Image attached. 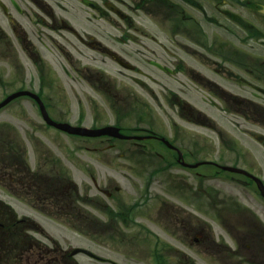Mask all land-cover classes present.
Segmentation results:
<instances>
[{
    "label": "flooded vegetation",
    "instance_id": "flooded-vegetation-1",
    "mask_svg": "<svg viewBox=\"0 0 264 264\" xmlns=\"http://www.w3.org/2000/svg\"><path fill=\"white\" fill-rule=\"evenodd\" d=\"M230 23L239 30L248 29L257 34V44L264 47V0H0V50H18L30 64L34 72L31 88L36 92L40 89L47 110L55 106L50 103V98L57 89L60 92L65 88L73 91L70 83H66L63 89L59 85V74L52 64L57 52L64 78L71 83L79 82L81 92L84 87L94 92L103 105L112 109L115 126L120 127L119 122L126 119L128 112L136 114V110L141 111L140 115L136 114V119L143 126L135 131L142 138L130 141V146L137 149L128 148L134 152L117 153L114 157L134 161L138 171L135 173L147 181L163 173L151 169L152 162L164 163L168 167L172 162L180 165L181 161L193 163L199 158L209 160L208 157L213 156L207 139L185 134L176 122L178 119L187 125L203 127L212 122L203 112L186 104L173 88L182 84L178 77L183 73L203 92L200 98L203 103L211 105L217 112L231 113L242 119L247 117L246 113H253L256 124L264 126V118H257V113H264L262 97L251 92L253 99L248 98L244 87L250 86L239 75L221 65L215 66L213 59L196 56L197 49L212 56L214 32H228ZM133 45L139 49H133ZM219 48L225 50L223 63L232 62L236 69L245 72L244 61L249 60L242 57L235 43L223 44ZM83 50L93 56L92 61L98 60L100 64L101 61H111L118 66L116 59H119L126 63L139 61L141 65L136 62L132 69L123 68L127 73L118 74L116 70V74L109 77L96 66L83 63L89 60L86 55L82 56ZM183 53L190 58H183ZM135 56L139 57L131 60ZM184 61H197L202 71H212L231 83V87H222ZM118 75L121 80L117 79ZM251 77L257 85V75ZM259 78L258 81L264 83V76ZM135 79L142 84L136 83ZM129 81L143 89L134 90ZM150 83L156 85L163 96L150 88ZM158 98L171 105L176 120L171 115L166 120L156 118L154 103ZM129 106L127 112L117 111L119 107ZM157 120L160 122L155 126ZM164 123H168L167 126ZM185 172H192L189 175L194 178L213 177L196 170ZM242 180L247 182L245 187H251V179ZM113 186L105 185L109 192L105 195L110 199H113L112 192L108 189ZM176 190L184 193L181 199L194 205L202 217L206 216L205 222L197 220L191 213L180 211L195 220V224L187 218H179L182 215L178 213L160 225L150 217L151 208L145 207L148 203L126 206L124 202L107 204L98 201L99 210L106 212L107 219L114 214L128 227L130 257L140 261L160 256V264H262L257 258V209L241 206L229 196L216 203L213 188L200 189V193L197 192L198 185L178 186ZM201 198L206 200L203 205ZM261 215L264 219V213ZM235 216L243 218L241 229L235 233L231 229L225 233L212 232L210 221L224 225ZM96 220L102 222L101 217ZM146 222L161 226V230L179 242L177 247L188 248V261H181L178 256L187 254L166 238L161 240L159 234L146 227Z\"/></svg>",
    "mask_w": 264,
    "mask_h": 264
},
{
    "label": "rangeland",
    "instance_id": "rangeland-1",
    "mask_svg": "<svg viewBox=\"0 0 264 264\" xmlns=\"http://www.w3.org/2000/svg\"><path fill=\"white\" fill-rule=\"evenodd\" d=\"M233 34L234 35L226 33V36L220 34V39L234 42L237 47H242L243 52L249 54L251 57H257V61L264 62V47L258 45L257 41L254 39L242 40L245 37L243 33ZM160 36L162 37V35ZM132 48L139 49V46L133 45ZM82 56L89 58V60L83 61V63L87 65L103 67L107 65H105L103 61H101L102 64H100L98 60L92 61L93 56L89 54L87 50H83ZM138 57L139 56H135L133 58ZM53 58L54 65H56L60 58L59 53L55 52ZM211 58L214 59L213 57ZM21 61L25 60L20 58L18 50L12 49L0 53V101L6 94L17 90L20 86L17 76L23 74L22 77L24 78L22 80L24 84L28 86L31 72L30 66L26 65L28 63L23 64ZM184 62L195 67L196 70L202 71L201 67L198 69L196 64H192L189 61ZM21 65L25 66V68ZM224 66L225 68L232 69L235 73L237 72L232 62L225 63ZM202 73L212 78L214 81L219 82V78L215 76L212 71H202ZM257 73H259V70H257ZM180 79L181 82L183 81V85L177 87L182 89L180 97L189 100L197 107L209 113L211 108L208 105H204L199 99L202 92L185 76H181ZM66 81L63 77L62 86L66 87V83H70L73 91H67V88H65L63 91L64 94L59 98L61 106L55 111L61 110L65 112L66 107H68L71 112L67 118L70 122H73L77 118L76 112L81 107L84 112L82 122L84 126L88 127L97 122L98 124L111 123L112 113L109 111L95 114L90 113L91 107H93L92 113H94L95 105L90 103L89 96L86 95L84 90V95L74 97L79 94L81 90L79 82L71 83ZM153 87L160 96H163V93L157 86ZM262 87L264 88V86ZM244 90L246 96H248L250 91L248 89ZM91 95L97 97L93 92H91ZM159 100L161 105L156 108L158 114L156 118L164 117L165 119H163L166 120L170 115L174 118L171 105L165 102L163 103L160 98ZM211 115L214 119L213 131H218L219 137L223 138V140L219 141L227 147L231 146V148L235 143L236 148H239L241 153H243L236 162L238 167L249 170L261 178V180H264V149L256 145L251 138L252 133L257 131L264 134V130L259 127V125L256 126L253 123L252 120L254 115L252 113L248 114V119L246 120L237 119L232 114H221L215 111H211ZM257 118H260L259 115H257ZM174 119L176 120V118ZM176 121L185 134H191L192 136L199 134L200 137L207 139L208 143L214 144V146H210L211 152L214 151V153H218L224 151L226 148L220 149L217 146L218 139L214 133L210 132L209 128H199L190 131L189 127H187L188 125L183 124L179 120ZM159 122L160 120H157L155 126H157ZM166 124L168 123H164L163 125L167 126ZM102 147H105V145H100L98 141L95 142L93 139L80 140L60 134L58 131L47 129V127L43 125L31 101L27 99L13 101L0 110V185L5 187V189L0 187V200L12 208L17 218L26 217L28 220L38 224L47 236L60 245L62 251L68 252L75 247H83L101 256L115 257L125 264H147L145 259L136 261L134 260L135 258L130 257L128 253L130 248L128 227L117 221H107L104 212L99 213L94 204L91 203V198H94L93 202L99 201L100 199L108 203L111 201L100 195L94 189L90 179L92 175L97 179L98 177L109 178L107 181L108 186L115 184L120 187V191L113 193V200L117 199L125 202H133L136 201L135 198L139 195V193L137 195V190L141 183L140 179L136 177H132L131 180L123 178L121 175L122 171L126 168V164L114 158V155L120 152L119 150H121V147H111V150L105 148L103 151L100 150ZM93 148H95V150H92ZM231 148H229V151ZM95 153H101V163L96 160ZM104 154L110 156L106 157ZM227 154L228 153L225 154L226 159L219 161V164H234L233 156ZM216 155L214 156L213 154L212 157L216 158ZM23 166H25V168H23ZM21 169L27 170V176L39 173L36 183L40 180L48 185L52 183L54 177H58L56 175L61 174L67 177L68 180L76 186L77 192L69 185L62 182V180H57V186L59 185L58 190L45 194H37L34 189L29 187V180L26 182V186L22 184L24 179L23 175L20 174ZM210 170H212L210 166H200L197 168L199 172H208ZM191 173L192 172H189V174ZM189 174L179 167H175L167 176L153 179L152 185L148 191L149 203L145 207L149 206L151 208L152 215L150 217H154L155 221L160 225L164 223L167 218H174L178 213L182 215L179 218L190 217L183 212L191 213L192 216L199 221H206V216L202 217L199 212L196 211L194 205H190L189 202H185L181 199L184 193L176 190L178 186L195 187L198 185L199 190H197V192L199 193L201 191L200 189L204 190L207 187H213L215 190L220 191L219 194L213 195L214 202L217 203L221 201L223 197L229 196L232 200H236L240 203L241 206L254 208L257 209L258 212L264 213V201L259 197L256 199L251 189L230 182L222 176L214 177L212 180L207 181L200 177L194 178ZM9 189L16 194L8 193L6 190ZM34 194L35 198L37 196V198L42 201L45 212L49 215L41 214L35 208L26 205V203H20L17 200L21 195L28 202L30 197L34 198ZM77 196L81 198L77 200L74 199ZM200 200L202 205L206 202L204 198ZM29 202L33 206V201ZM95 217H101L105 224L99 226L95 221ZM189 221L191 224H195V220L192 221L189 219ZM62 222L72 225L61 224ZM262 222L264 223V220H262ZM242 223L243 218L235 216L230 218L224 225H214L210 223V227L213 233H225L230 229L235 233L239 228L241 229ZM146 227H149V230L152 229L153 232L159 234L161 240L166 238L173 243V246H179V242L170 238L168 236L169 233L164 229L161 230V226L146 222ZM25 231L27 233H33L27 226H25ZM166 235L168 237H166ZM33 236L36 239L44 241L38 235ZM177 248L182 251V253L187 254L185 257L178 256L179 259L181 261H188L189 249L185 247H182L183 249L180 247ZM36 255L43 261L51 257V255H44L38 252ZM19 257L20 256L6 255L5 264H17L20 261ZM257 258L264 264V224H258V221ZM56 260L59 261L58 257ZM73 261L77 264H98L82 254L73 257Z\"/></svg>",
    "mask_w": 264,
    "mask_h": 264
},
{
    "label": "trees",
    "instance_id": "trees-1",
    "mask_svg": "<svg viewBox=\"0 0 264 264\" xmlns=\"http://www.w3.org/2000/svg\"><path fill=\"white\" fill-rule=\"evenodd\" d=\"M3 208L0 207V212H3ZM23 225L18 223H12L9 221L4 229L0 230V260L1 256L4 255V260L6 262V255L11 256L10 254L15 250H24L26 247L25 245L28 243L27 238L21 235V230ZM36 229H38L36 227ZM23 239V240H22ZM35 250H33L32 255L25 256L21 254L19 257V263L17 264H74L70 260L66 258L63 254L60 253L57 247L47 248L40 243H34ZM44 254V255H51L46 261L40 259L36 253ZM18 256V255H14ZM58 257L59 261L56 260Z\"/></svg>",
    "mask_w": 264,
    "mask_h": 264
},
{
    "label": "water",
    "instance_id": "water-1",
    "mask_svg": "<svg viewBox=\"0 0 264 264\" xmlns=\"http://www.w3.org/2000/svg\"><path fill=\"white\" fill-rule=\"evenodd\" d=\"M21 95H29L31 97H34L32 94L30 93H27V92H18V93H14L8 97H6L1 103H0V108L3 107L4 105H6L8 102H10L12 99L18 97V96H21ZM41 112H42V115L45 119V121L50 124V125H53L54 127L60 129V130H63L69 134H74V135H80V136H90V137H95V136H100V135H105V134H108V135H111V136H114V137H119V138H123L122 136H120L117 132L116 129H113V128H103V129H99V130H88V129H84V128H73V127H70L66 124H55V123H52L51 121H49L47 118H46V113L43 109V107L41 106ZM255 138H257V136H255ZM224 170H228V171H231V172H236V173H242V174H245L243 171L241 170H238V169H234V168H228V167H223ZM257 185L259 186V188L261 189V191L263 192V189L259 183V181L257 180ZM84 253V254H87L88 256L96 259V260H99V261H105L104 259L102 258H99V257H96L95 255L91 254L90 252L86 251V250H83V249H74L71 254H76V253Z\"/></svg>",
    "mask_w": 264,
    "mask_h": 264
}]
</instances>
